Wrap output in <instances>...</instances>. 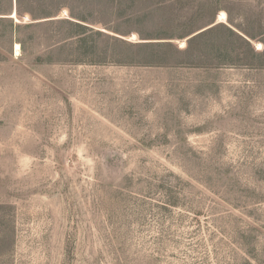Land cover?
Masks as SVG:
<instances>
[{
	"label": "rangeland",
	"instance_id": "374dc122",
	"mask_svg": "<svg viewBox=\"0 0 264 264\" xmlns=\"http://www.w3.org/2000/svg\"><path fill=\"white\" fill-rule=\"evenodd\" d=\"M0 264H264V0H0Z\"/></svg>",
	"mask_w": 264,
	"mask_h": 264
},
{
	"label": "bare ground",
	"instance_id": "6f19581e",
	"mask_svg": "<svg viewBox=\"0 0 264 264\" xmlns=\"http://www.w3.org/2000/svg\"><path fill=\"white\" fill-rule=\"evenodd\" d=\"M18 49H19L18 45L15 44V46H14V51H15L16 54H17V52H18Z\"/></svg>",
	"mask_w": 264,
	"mask_h": 264
}]
</instances>
